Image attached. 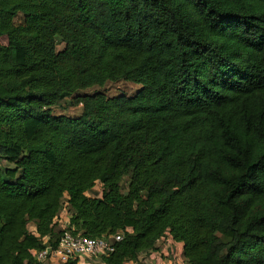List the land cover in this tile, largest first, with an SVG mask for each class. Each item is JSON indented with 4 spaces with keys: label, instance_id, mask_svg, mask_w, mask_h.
<instances>
[{
    "label": "trees",
    "instance_id": "trees-1",
    "mask_svg": "<svg viewBox=\"0 0 264 264\" xmlns=\"http://www.w3.org/2000/svg\"><path fill=\"white\" fill-rule=\"evenodd\" d=\"M65 232L122 234L103 264L167 235L184 264H264V0H0V264Z\"/></svg>",
    "mask_w": 264,
    "mask_h": 264
},
{
    "label": "built area",
    "instance_id": "built-area-1",
    "mask_svg": "<svg viewBox=\"0 0 264 264\" xmlns=\"http://www.w3.org/2000/svg\"><path fill=\"white\" fill-rule=\"evenodd\" d=\"M60 217H63L62 213ZM61 218L59 220L61 227L66 229L68 219L64 221ZM128 231H131V229H128ZM122 240V234L113 235L105 239H90L65 232L58 246L56 248L48 247L37 255V260L40 263L65 264L70 260L79 259L81 263L87 264L89 260H100L102 257L113 253L116 244Z\"/></svg>",
    "mask_w": 264,
    "mask_h": 264
},
{
    "label": "rangeland",
    "instance_id": "rangeland-1",
    "mask_svg": "<svg viewBox=\"0 0 264 264\" xmlns=\"http://www.w3.org/2000/svg\"><path fill=\"white\" fill-rule=\"evenodd\" d=\"M2 43H6L5 39H1ZM64 48L63 44H59V50H62ZM142 88L141 85L133 84L131 82H120L117 84L114 83H108L105 88H92L86 91L81 92L79 95H93L96 92H105L110 97L114 96H120V95H126V96H134L137 94V92ZM76 97L75 95L69 98H66L63 100L57 107L54 109V114L56 116L65 115L69 117H77L82 112V106H74V101ZM127 180L124 181V185H126ZM97 192H100V187L96 189L92 193V195L97 194ZM63 217L62 220L68 219V213L66 211L62 212ZM34 226H30V229H32ZM58 229H62L60 226H58ZM144 261V260H143Z\"/></svg>",
    "mask_w": 264,
    "mask_h": 264
},
{
    "label": "crops",
    "instance_id": "crops-1",
    "mask_svg": "<svg viewBox=\"0 0 264 264\" xmlns=\"http://www.w3.org/2000/svg\"><path fill=\"white\" fill-rule=\"evenodd\" d=\"M158 249L156 252L141 255L139 264H184L183 244L176 243L170 235L158 243ZM87 264L103 263L100 260H89Z\"/></svg>",
    "mask_w": 264,
    "mask_h": 264
}]
</instances>
